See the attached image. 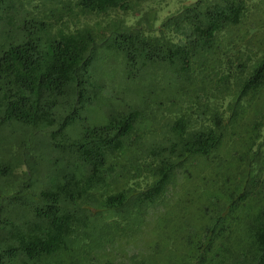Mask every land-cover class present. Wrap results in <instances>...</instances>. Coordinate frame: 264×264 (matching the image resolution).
<instances>
[{
  "label": "trees",
  "instance_id": "trees-1",
  "mask_svg": "<svg viewBox=\"0 0 264 264\" xmlns=\"http://www.w3.org/2000/svg\"><path fill=\"white\" fill-rule=\"evenodd\" d=\"M163 2L0 0V264H162L134 236L177 190L175 264H264L262 0Z\"/></svg>",
  "mask_w": 264,
  "mask_h": 264
},
{
  "label": "rangeland",
  "instance_id": "rangeland-1",
  "mask_svg": "<svg viewBox=\"0 0 264 264\" xmlns=\"http://www.w3.org/2000/svg\"><path fill=\"white\" fill-rule=\"evenodd\" d=\"M183 0H164V2L161 4V7L163 9H166L168 7L173 6L174 4H178ZM253 11L250 10L248 14L244 18V22L242 24V30L239 33V36L242 39V42L250 45L251 48H259L262 47V44H264V33L262 30L258 29L255 34H247L245 35V29L248 25L251 23L257 24L259 27L264 26V0L259 4V11L256 13L257 15L255 16ZM253 23V24H254ZM264 30V29H263ZM243 35V36H241ZM111 53L108 51H105V54L103 55V60H104V65L101 66V68H107L109 69L110 73L113 72L114 68L119 67V61L118 58L115 55H110ZM112 70V71H111ZM97 71H99V68H97ZM155 72V71H154ZM156 72H158L156 70ZM115 73V72H114ZM164 72H161L159 75L158 73L155 75L156 77H153V79H150V85L148 78H142L139 80V83L142 85V90H144L145 87L144 85H149L151 88L153 87L154 94H152L151 97H153L154 100H157L160 96H163L162 100L165 104L163 106H168L169 101H171L173 98H177V95L173 94L169 96L170 93H166L167 85L165 86L164 81H160V83H157V80L161 78L162 74ZM165 78V77H164ZM114 79V77L110 78V80ZM109 79H107V82ZM115 87V85L113 86ZM165 90V91H164ZM115 92H120L119 88L115 89ZM129 92V91H128ZM121 98L122 96L126 98L125 94H120ZM168 95V96H167ZM132 98L136 99V96L134 95ZM121 99H119L120 101ZM116 102V100H114ZM111 101L104 99V98H99L96 100L93 104H91L88 108L84 110L82 113V116H84L87 120L88 125H94L98 124L103 121L105 117V112L107 111V108H109V105L112 106ZM165 110V108H160V113ZM146 118H150L149 111L146 112ZM156 120L152 119L150 124L155 125ZM238 123V122H236ZM155 127L149 128L151 130L150 134H146L143 137L140 138L141 141L145 142V145L153 140H158L159 136L156 135V130H154ZM220 150H223V146L221 147ZM201 165V164H200ZM199 165V167H200ZM206 165V163H205ZM186 181V180H185ZM170 192L174 191L173 188H170ZM169 192V193H170ZM181 196V198H180ZM186 194L184 192H180V190L175 191V194H170L168 200L164 204V206H161L157 212H148L146 219L147 223L143 225V228L145 229L146 234L144 237L141 234H138L134 236L135 238L140 237L139 239V244L140 242L142 243L141 245L144 247L146 250V253H150L152 249L148 247V244L154 240H159V245L162 249L159 257L157 260L161 262L162 264H175L180 260V255L182 254V245L180 244L179 240V230L181 231L183 228V221L185 218V213L188 212L190 213L188 207L185 209L186 201L185 199H188V197L184 198ZM191 213L188 215L190 217ZM180 226V227H179ZM141 235V236H140ZM145 253V254H146Z\"/></svg>",
  "mask_w": 264,
  "mask_h": 264
}]
</instances>
